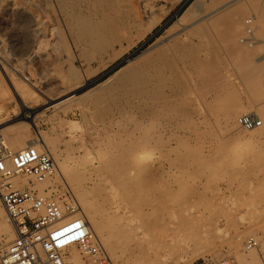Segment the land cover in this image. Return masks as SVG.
<instances>
[{
	"label": "rangeland",
	"instance_id": "374dc122",
	"mask_svg": "<svg viewBox=\"0 0 264 264\" xmlns=\"http://www.w3.org/2000/svg\"><path fill=\"white\" fill-rule=\"evenodd\" d=\"M59 1L65 4L67 8L70 6L66 9H70L69 11H71L77 10V5L80 0H69V2L68 0ZM126 1L130 3V6ZM188 1L189 0L123 1L124 3L121 4V6L123 5L124 8L119 6L118 13L115 11L112 13V11H110V13L107 12V14L108 16L112 15L116 17L119 14L121 15L118 16L120 20L117 19L118 22L123 25L121 27L118 23L120 28L125 29L126 27V42L123 39L120 43L113 44L110 49L108 47L105 50L106 52L103 51L101 53L97 52L95 49H91L88 44L85 43L87 42L86 36L84 38V35L81 34L80 31L77 30V34H75L76 29H74V27L67 30V27L63 24L61 15L58 14V11L56 13L57 4L55 2H58V0H0V76L2 79L0 83V107L4 109L0 113V123L2 125L0 128V130L2 129L0 138L3 137L2 139L5 145L9 146L16 138H21L23 142L37 139L38 136L36 134L39 132V135L47 139L46 145H43L42 148L51 150L53 147L58 154L61 153V155H59V159L61 158V160L66 154H70V157L77 156V159H82L86 151L91 154L92 160H87L86 170L83 171V173L79 172L76 173L77 176L76 174L73 176L76 172V169H74L75 167L73 170H70V175L67 173L68 175L66 178L72 180L69 182L66 181L67 184L63 183L64 180L61 175L58 174V178H56L53 174L50 179L48 178V183L43 186H38L31 178L20 179L22 182L20 186L39 190L48 188L58 197L71 196L74 200H77L70 185L74 183L72 185L73 187L82 185L81 187L87 188L83 189L86 193V197L94 196L93 198L97 201L96 211L101 209L107 210V207H110L108 209L110 218L108 217L107 221L112 228L114 226L113 230L115 229L116 232H118L117 235L114 236L116 247L114 252L115 257H118V259L112 258L111 255L103 252L105 258L103 264H142L144 262L142 258L145 260V257L149 258L148 260H150L149 262L152 264H203L217 262L222 259L233 261L231 264H235L237 257L245 258L249 251L243 247L247 238H253L257 242L256 249L261 254H264V141L262 139V136L264 138V135H262V133H264V124L258 129L256 128L261 134L259 138L262 140L257 138L255 141H252V144L244 146L242 144H237L238 136L241 132L247 130L238 126L236 122L237 118L245 113H251L260 119H264V0L253 2L248 0V3L244 2L245 4H243L245 7L246 4L248 6L249 3L250 5L253 3V6L249 5L250 7L248 6V9H244L246 12L243 14L242 20L240 21V28L242 27L241 33L243 32L241 36L242 39H244V44L242 42L243 46L241 48L243 50L237 52L233 48L231 39L222 42L218 37H214V49L212 50L211 48L212 51L209 50L207 54L204 53L207 56L204 55L206 62L204 61L205 65L203 64L206 66V69L203 65L199 68V70L205 69L206 71L199 72L197 69V73L195 75V72L193 73L194 80L198 75L200 77L198 76L195 81L193 80V86L190 85V92L188 91L185 97L184 95L180 96L182 98L184 97L183 99L178 97L181 99L179 100L177 98L176 102L179 103V107H176L177 112L173 113L167 111L162 118H151L150 122H153V124L150 126H147L150 124V122H148L149 118L145 120L137 119L136 122L143 126L140 131L141 133L137 131L129 132V130L125 129V127L127 128L135 121V119H132L135 118L132 115L130 118L129 116L122 117L121 119L118 118L116 119L117 122H113L114 124L112 123L109 125L107 122L112 119L110 113H106L105 111L102 112L103 107H100V104H98V102H100L98 98H102L103 96V89L101 92V88L100 90L98 89L100 93L96 97L97 99L95 98L98 92L97 89L94 88L98 86L106 76L122 65L124 63V58L136 55L155 35L161 32L165 25L174 19L175 11H180ZM45 2L46 4H44ZM177 2L181 3L171 11L161 24L157 25L152 32L148 34L145 42L137 44V48L132 50L129 55H123L128 50L127 45L130 43V39L131 41H135V36H138L144 30L143 27L147 21L150 20L154 25L164 14L176 5L175 3ZM134 3L136 4L134 5ZM74 4L75 7H73ZM80 4L82 5V3L79 2V5ZM127 5L128 7H126ZM132 6L134 7V11H132ZM125 7L130 10L127 12ZM123 9L126 12H124ZM13 10H16V12ZM23 11L25 14L26 11H28L29 14L27 12L25 15L22 13ZM88 11L89 10L84 9L82 11L83 16L87 15V17H83L86 19L85 21H89L91 26L98 25L99 22L102 21L101 17H104L103 14V16L101 15L102 12L98 11L100 14L97 12L94 16V13L91 14V12ZM114 12L118 15L114 14ZM123 13L126 17H124ZM256 13L263 15L262 21L258 18H254ZM34 14L36 15L34 16ZM92 15L94 17H92ZM127 15H129V17ZM24 16H26L27 19H25L26 17ZM32 18L34 21L37 18L39 20L37 19L35 22H32ZM98 18H100L101 21ZM93 19L95 22L97 20H99V22L94 24V21H92ZM133 19L135 20L132 21ZM28 21L32 22V24L28 23ZM39 21L41 25L37 23ZM259 21H261L262 25H260ZM55 22L56 24H53ZM132 22L133 25L130 24ZM33 23H36L38 27L40 26V32L38 33L39 37L38 34H36V36L35 33H33L34 31L32 28H29L31 25L34 26ZM138 23L140 25H138ZM258 24L261 27H257L259 26ZM43 28H45L46 32L41 31ZM96 28L98 27L96 26ZM30 29L32 34L30 33ZM54 31L63 38V41L62 38L60 41V36L57 35V33H53ZM40 33L45 38L42 37ZM78 33L82 35L79 39L77 38V36H80ZM35 36L37 41H33L36 40ZM57 39L59 41H57ZM32 42L33 45L36 43L37 45L39 44V46L34 49L35 45L33 46ZM60 42H62V44H60ZM38 47L39 51L37 50ZM81 47H83V49ZM80 50L82 51L80 52ZM32 51H34V53ZM83 51L84 53H87V51L90 52L89 55L92 53V59L89 58L86 60L88 62L81 56ZM65 53L67 58H65ZM95 53L97 55L99 54V56L97 57ZM66 59H68V62H65ZM68 64L69 66L71 64L72 67L67 66ZM13 86L14 88L16 87L15 89L18 93L24 94L27 98H30L27 89H29L30 93L38 97V99L41 98V96L47 95H49L47 97L57 99L63 96L69 89L75 97H82H74L75 99L73 98L69 102L55 107L48 105L46 107L41 106V108L38 103L36 104L38 107L35 106L38 110L33 114L30 109H24L21 112L18 110L17 117L22 115V117L27 120L36 117L34 120L35 127L28 133L16 137L12 133L10 134L5 131L6 127L21 121H16L17 117L12 114V108L16 106V102L14 103L15 94L11 89ZM65 87L69 89L67 90ZM87 91L90 92L88 93ZM39 92L43 94L41 95ZM93 98H95V104L97 102L99 109L102 108V110L100 109V115L97 107L96 110L98 111H94L95 106ZM91 101L93 102L92 105L94 109L89 106L92 103ZM79 104L83 105V113L79 110L80 108H78ZM86 106H88L87 108L89 109H86ZM226 113L229 114V122H231L234 127L232 130L233 132L226 128L224 122ZM7 116L8 118L4 119V117L6 118ZM230 118L232 120H230ZM131 119L132 121L130 122ZM235 129L236 132L234 131ZM220 135L222 137L225 136V138H222ZM112 139L115 143L117 141V147ZM136 139H142L141 143L143 142L142 148L135 150L138 157L141 155L142 149L151 151L156 157V160L151 166L152 168L148 170L150 174H143L146 180H143V187L140 186L141 183L137 184L139 183L137 180L131 178L128 180V173H125L126 170L123 168L122 164V151H125L126 148L130 149L131 144L134 143ZM153 139H158L160 141H158L157 145L158 149L160 148V152L154 147L152 143ZM90 141L92 142L90 143ZM48 142H52V144L50 143V145ZM107 143L112 146L114 145V148L116 147L115 153L110 156L113 160L109 159V161L111 160L110 163H112V167H114L112 171L102 172V174L101 165L95 161V156L99 150L108 147ZM229 146L230 148H228ZM259 149H262V153L259 152ZM82 153L83 156L81 155ZM254 153L257 154L255 155ZM52 155L54 156L53 153ZM117 155H119V157ZM250 156L252 157L250 158ZM233 159H235V164L233 163ZM83 161L85 160H82V162ZM116 170L118 172H116ZM75 177L79 178L75 180ZM116 182H127V184L129 182L128 186H130V188H127L132 191L126 190L127 192H123L118 190L115 186ZM134 197H137V199ZM132 213H134L133 215H135L136 219L143 222L146 226L150 225L149 218L150 220H154L151 222V229L146 227V234L138 239L129 233H124L125 231L122 232L120 228L123 224L124 217L129 214L132 215ZM182 213H184V216ZM154 214L157 215V218L159 215L158 221L155 218L156 216H153ZM5 218L6 216H4V220ZM111 218L115 220L113 221ZM261 218L262 220H260ZM258 220H260L259 223L254 226V222ZM155 222H158L157 227H155ZM182 222L184 224H182ZM251 224L253 225L250 226ZM167 226L170 228L168 229ZM174 235L175 238L173 237ZM184 236L190 237L192 240L188 242L191 246L190 251L187 252V254L177 249H175L174 252L172 251L173 253L170 252L172 249L171 245L183 244ZM236 237L239 238L237 240L238 246H235ZM153 241L155 243H153ZM196 242H200V244H202L201 246H204L203 249L208 250H205L200 259L195 258V255H197L199 251L197 247H200L199 245L196 247L194 246ZM117 244L119 245L117 246ZM4 245L5 243L0 239V246L2 247H0L1 252H3ZM121 249L124 251L120 253ZM128 252L134 253L135 255L133 256H135V258L132 254L129 255ZM139 256L140 258L137 259Z\"/></svg>",
	"mask_w": 264,
	"mask_h": 264
},
{
	"label": "bare ground",
	"instance_id": "6f19581e",
	"mask_svg": "<svg viewBox=\"0 0 264 264\" xmlns=\"http://www.w3.org/2000/svg\"><path fill=\"white\" fill-rule=\"evenodd\" d=\"M61 1H63V0H61ZM119 1L120 0H80L79 2L82 3V5L81 4L79 5V2H78V5L79 6L75 3L77 5V10H71V11H69L70 9L69 10H67V9L70 6L67 8L65 6V4H62V2H60L58 0V2H55L57 4L56 5L57 7L56 6L55 7L57 9L56 10V13L58 11V14L61 15L62 20H63V24L65 25V27H67V30H70L71 27H74V29H76L75 34H77L76 32L78 30V31H80L81 34L84 35V38L86 36L87 42H85V43H87L88 46L91 49H95L97 52H101L102 53L108 47L110 49L113 44L120 43L123 39H124V41L126 40V34H127L126 27H125V29L119 27V24L120 23L118 22V19H119L118 16L120 14L118 15V14L115 13V12L118 13L119 6L120 7H123V5L121 6V4H123L124 3L123 1H125V0H123V1L121 0L122 2L121 1L119 2ZM180 1H183V0H180ZM250 1L253 2V1H257V0H250ZM68 2H69V0H68ZM244 2L248 3L249 1L248 0H189L183 6L182 9L180 8L181 9L180 11H175L176 13L174 14V19L171 20L170 22H168V24L165 25V27L162 29L161 32H159L157 35H155L154 38L150 42H148L142 49H140V51L136 55H134L132 57H126V58H124V63L122 65H120L113 72H111L108 76H106V78L98 86H96L95 88L93 87L94 89H97V92H98L97 95L95 96V98L98 96V94L103 89V92H102L103 96H102V98L101 97L98 98V99H100V102H98V104H100L99 105L100 107H103V110H102V108H100L102 110V112L103 111H105L106 113L108 112V113H110V116L112 117V119H110L109 122H107V123H109V125H110L113 122L114 123L117 122L116 119H118V118L121 119L122 117L124 118L126 116L127 117L129 116V118H130V116L132 115L135 118H132V117L131 118L132 119H135V121H133V123L130 126H128L127 128L125 127V129L129 130V132H135V131L140 132L142 130L143 126L140 123H137L136 122L137 119H141V120L144 119L145 120L146 118L147 119L149 118V121L148 122H150V119L151 118H155V119H158L160 117L162 118V116L164 114H166L167 111L173 112V113L174 112H177L176 111V107H179L178 106L179 103L176 102L177 101V98L180 97V96H183V95L185 97L186 93L189 91L190 85L193 86V84H192L193 83V80H194L193 79V73L195 72L194 73V75H195L197 73L196 71L199 70L200 66L203 65V64L205 65V62H206L205 61L206 60L205 56L206 55L204 53L207 54V52H209V50L212 51L214 49L213 48L214 47V44H215V41L213 39L214 37H218V39L221 40L222 42H226L228 39H231L233 48L237 52H241V50H243L241 48H242V46L244 44V42H243L244 39H242V36H241L243 32L241 33V30H242L241 28L242 27L240 28V26H241L240 25V21L242 20L243 14H245V12H246L244 9L247 8L250 5V3H249L248 6L246 4V6L244 7L243 6V4H245ZM40 3H42V2H40ZM179 3H181V2L175 3L176 5H174L172 8L170 7L171 9L166 14H164L161 17V19H159L157 21V23H155L154 25L150 22V20L147 21V23L145 25L143 23H141V24L144 25V27H143L144 30L138 36H135L136 37L135 41H131V39H130V43L129 44L127 43L128 44L127 45L128 46V50L123 55H125V54L126 55H129L132 52V50H134V49L137 48V44H139L140 42H145L146 37L148 36V34H150L152 32V30L157 25L161 24L162 21L171 13V11H173L175 9V7ZM44 4H46V2ZM75 4H74L73 7H75ZM129 4L130 3H128V5ZM135 4L136 3H134V5ZM252 4L253 3H251L250 6H253ZM14 5H15V3H14ZM69 5H71V4H69ZM128 5L126 7H128ZM126 7H125V9H126ZM133 8L134 7L132 6V11H134ZM2 9H4V8H2ZM83 9L84 10H89L91 12V14L94 13V16H95V14L98 11L99 12H102L101 15L102 14L104 15L103 18L101 17L102 21H101L100 18H98V19L101 22H99V20L96 21V22H99L100 25L98 24L99 26L98 25L91 26V24H89V21L88 22L85 21L86 19L83 18V17H85V16L87 17V15H85V16L82 15ZM16 10H13V11L16 12ZM128 10H130V9L129 8L126 9L127 12H128ZM51 11H53V10H51ZM110 11H112V13H113V11H115L114 14H116L118 16L117 17L116 16H112V15L111 16H108L107 12L110 13ZM120 11L123 12L122 10H120ZM126 11L124 10V12H126ZM27 12L28 11H26V14H27ZM22 13H24V11ZM28 14H29V12H28ZM84 14H85V11H84ZM30 15H31V13H30ZM32 15H33V13H32ZM35 15L36 14H34V16ZM94 16L92 15V17H94ZM127 16L129 17V15H127ZM24 17H26V16H24ZM30 17H33V16H30ZM124 17H126L125 14H124ZM49 18H50V16H49ZM254 18H256V19L258 18L261 21L264 19L263 18V15L262 14H259V13L258 14L256 13L255 16H254ZM25 19H27V17ZM37 19H35V21ZM243 19H244V17H243ZM134 20L135 19H133L132 21H134ZM31 21L32 22L34 21L33 18L31 19ZM92 21H94V19ZM261 21H259L260 22V25H262L261 24ZM32 22H29L28 21V23H31V24H32ZM96 22L94 21V24ZM37 23H40V21L37 22ZM134 23H136V22H134ZM31 24H29V25H31ZM53 24H56V22L53 23ZM130 24L133 25V22L130 23ZM39 25H41V23ZM124 25H126V24H124ZM138 25H140V24L138 23ZM260 25L257 26V27H261ZM263 25H264V23H263ZM32 26L33 25H31L29 28H32L33 29V31H34L33 33H35V35L38 34L40 32L39 31L40 26L38 27V25L36 23L34 24L33 27ZM96 26L98 28H96ZM122 26L123 25H121V27ZM128 26L129 25L127 24V27ZM57 27L58 26L56 25V28ZM52 28H49V29H52ZM133 29H134V27H133ZM128 30H130V29H128ZM30 31H31V29H30ZM41 31L44 32L45 31V28H43V30H41ZM43 32H41V33H43ZM28 33H29V31H28ZM30 33L32 34V31ZM30 33H29V35H30ZM41 33H40V35H41ZM47 33L49 34V32H47ZM53 33H57V32L54 31ZM61 34H62V32H61ZM81 34L78 33V35H80V36H77L78 39L81 38V36H82ZM49 35H51V34H49ZM49 35H48V37H49ZM57 35H59V34L57 33ZM71 35H72V33H71ZM36 36H35V39H36ZM41 36L44 37L43 35H41ZM38 37H39V34H38ZM44 38H42V39H44ZM61 38L62 37L60 36V38H59L60 41H61ZM33 41H37V39L36 40H33ZM57 41H59V40L57 39ZM62 41H63V38H62ZM242 42H243V44H242ZM30 44H31V42H30ZM60 44H62V42H60ZM2 45H4V44H2ZM32 45H33V42H32ZM34 45H35L34 49L37 46H39V44L37 45L36 43ZM63 45H64V43H63ZM40 46H41V44H40ZM83 47H81V48L83 49ZM119 47H121V46H119ZM211 48H212V50H211ZM32 49H33V47H32ZM85 49H84V51H85ZM37 50L39 51V47L37 48ZM95 50H93V51H95ZM34 51H32V52L34 53ZM81 51L82 50H80V52ZM84 51H83V53H84ZM89 51H91V50H89ZM83 53H82L81 56H83V58L85 59V61L87 59L91 58V56H92V53L89 55L90 52H88V51H87V53H84V54ZM119 54H121V53H119ZM35 55H36V53H35ZM20 56H24V55H20ZM65 56H66L65 58H67L66 53H65ZM98 56H99V54L97 55V57ZM78 57H79V55H78ZM111 57H114V56H111ZM119 57H121V56H119ZM67 60L68 59H66L65 62H68ZM86 62H88V61H86ZM86 65H87V63H86ZM67 66H69V64ZM69 67H72V65L70 64ZM204 67L206 69V66H204ZM68 69L70 70V68H68ZM200 70H199V72L204 71L202 69H200ZM70 71H72V70H70ZM65 72H66V70H65ZM71 76H73V75H71ZM198 76H197V78H198ZM67 78H69V77H67ZM1 82H2V79H1V76H0V83ZM15 88H14V86L11 87V89L13 90V93L15 94L14 103L16 102V106L14 108H12V114L14 116H16V117L18 116L17 115L18 114V110L21 112L24 109H30V110H32V114H33V113H35L38 110V109H36V107H38V105L40 107L41 106L42 107L43 106L46 107L48 105H50L51 107H55L57 105H60V104L65 103V102H69L70 100H72L75 97V95H73V93L71 91H69L70 89L69 88H66L67 90L68 89L69 90L68 91L64 90V91H66L65 94L63 96L57 98V99H52L50 97H47L49 95L42 97L41 95L43 93H41V92H39V93H41V95H40L41 98L38 99V97H36L33 93H30L29 89H27L28 93L30 94L29 95L30 98L28 97L29 98L28 99L24 94H22L20 92L18 93V91ZM100 88H101V90H100ZM98 89L100 90V92L98 91ZM87 92L89 93L90 91H87ZM36 93H38V92H36ZM38 96H39V94H38ZM81 97L82 96H80V97L78 96V97H75V98H81ZM95 98H93L94 99L93 102H94L95 109H94V107L92 105L93 104L92 101H91L92 103L89 105V106H91V108L94 109V111L96 110V107L99 109V107L97 106V102L95 104ZM180 98L183 99L182 97H180ZM180 98H178V99L181 100ZM96 101H99V100H96ZM36 104H38V105L36 106ZM87 107L88 106H86V109H89ZM78 108H80L79 110H81V112L84 109L83 108V105H81V104L78 105ZM93 109H91V110H93ZM100 109H99V112H100L99 115L101 114V110ZM3 110L4 109L2 107H0V113ZM91 110H90V112H91ZM96 111H98V110H96ZM227 114L228 113H226V117H225V121L224 122L226 124L227 130H229V131L231 130L232 131L234 129V127H233L232 123L229 122V117H228L229 114L228 115ZM82 116H81V118H82ZM230 116H231V114H230ZM233 116H234V114H233ZM35 117H32L31 119L27 120L24 117H22V115H20L19 117L16 118L17 119L16 121H18V120H21V121L20 122H16V123L11 124L10 126L6 127L5 128V131L6 132H9L10 134L12 133L16 137L17 136H20V135H22L24 133H28L32 128L35 127V124H34ZM107 117H109V116H107ZM7 118H8V116L6 118L4 117V119H7ZM132 119L130 120V122L132 121ZM230 120H232V119L230 118ZM140 121H138V122H140ZM152 124H153V122L152 123L150 122V124H148L147 126H150ZM1 127H2V125L0 123V128ZM257 129L256 128H252V129H249L247 131L241 132L240 134L238 133L239 134V136H238L239 138H238V143L237 144L238 145L239 144H242L244 146H247L248 144H252V141H255L261 135ZM262 130H263V128H262ZM1 131H2V129L0 130V133H1ZM234 131L236 132V129ZM261 133H262V131H261ZM83 134H85V133H83ZM36 135L38 136L37 139L30 140V141L28 140V141H25V142H23L21 140V138H16V139L12 138L14 140H13V142H11V144L9 143L10 144L9 146H6L5 145V143H4L3 139H2L3 137L0 138V139H2L4 145L6 146V150L9 153L17 152V151L22 150V149H24L26 147H29V146H32V147L36 148L38 151H41V148L43 147V145H46L47 139H46V137L44 138V136L39 135V132H37ZM262 135H264V133H262ZM223 137L225 138V136H223ZM259 139H261V138H259ZM262 139L264 141L263 136H262ZM108 140H110V139H108ZM88 141H89V139H88ZM141 141H142V139L141 140H137L136 139L134 141V143L131 144L130 149H127L126 148L125 151L124 150L122 151V156H123L122 164H123V168L126 170L125 173L126 172L128 173V176L126 174V176L129 177L128 180H130V178L133 179V180H137L139 183H137V182L136 183L137 184H140L141 183L140 186L143 187V185H142V184H144V181L143 180H145L143 174H146V173H149L150 172V171L148 172V170L152 168L151 166H152L153 162L156 160V157H155V155L151 151H148L147 149H142L141 155L139 157L136 155L135 150L142 148V143L143 142L141 143ZM158 141H159L158 139L157 140H154L153 139V141H152L154 147L157 148L156 150H159L160 149V148L158 149V147H157ZM91 142L92 141H90V143ZM113 142H114V140H113ZM236 142H237V140H236ZM48 143L49 144L50 143L52 144V142H48ZM116 143H117V141H116ZM116 143H115V146H116ZM256 143H257V141H256ZM100 146H102V145H100ZM113 146L108 144V147H106V149L99 150V152L95 156V161H97L101 165V170H102L101 173L102 172L103 173L104 172H110V171L113 170V167L114 166L112 167V163H110L111 160L109 161V159H112L110 156H112L115 153V148L117 147L116 146L114 148ZM102 147H104V146H102ZM127 147H129V146H127ZM242 147H241V149H242ZM73 148H76V147H73ZM228 148H230V146ZM153 149H155V148H153ZM47 150H48V148H47ZM48 151H49V153L51 155H52V153L54 154V156L52 155L53 156V160H54V172H53L54 176L56 178H58V174L61 175L62 176V179L64 180L63 183H66V184H67L66 181H68V182L69 181H72V180H69L68 178H66V176L69 174L70 170H73V168L75 167L74 169H76V172L73 174V176L76 173H79V172H82L83 173V171L86 170V162H87V160L88 161L89 160H92L91 154L88 153L87 151H86V153H84V156H83V153L81 154L83 156L82 159H77L76 158L77 156L76 157H73V156L70 157L69 156L70 154L69 155L66 154L65 157L63 156L64 158L62 160H61V158L59 159V155H61V153L58 154L56 152V150H54L53 147H52L51 150H48ZM261 151H262V149L261 150L259 149V152H261ZM158 152H160V150ZM254 154L256 155L257 153H254ZM117 156L119 157V155H117ZM251 157L252 156H250V158ZM117 159H119V158H117ZM121 159H122V157H121ZM235 159H233V163H234ZM82 160H85V161L82 162ZM251 162H252V159H251ZM236 165H237V163H236ZM87 168H88V166H87ZM116 172H118V171L116 170ZM76 176H77V174H76ZM76 178L77 177H75L74 179L77 180L79 177L77 179ZM19 180H17V182L15 180V182L19 184V182H21V180L20 181ZM75 180H74V182H75ZM119 181H121V180H119ZM46 183H48V179L45 180V181H43V182H35V184H38V186H43ZM76 183H77V181H76ZM73 184H70V185H71V188L73 189V191L75 193V196L77 198V200H75V203H76V206L78 208V213H79L80 218L83 220V222L87 226V229L89 230V232L94 237H96L98 239L99 244H100L103 252L106 253V254L111 255L112 258H116L115 257V252H114V249L116 248L115 247L114 236L117 235L118 232H116L115 229L113 230L114 226L112 228L110 226V224H108V221H107V218L109 217V213H108L109 211H108V209L110 207H107L108 208L107 210L101 209V210L96 211L97 201L93 198L94 196L93 197H86L85 196L86 193H85V191H83V189H87V188L81 187L82 185L81 186L78 185L77 187H73L72 186ZM128 185H129V182H128V184H127V182H121V183L116 182V184H115L116 188L118 190H120V191H123V192L126 191V190H128V191L131 190V189H129L130 186H128ZM127 187H129V188H127ZM90 191H89V193H90ZM146 194H147V191H146ZM134 198L137 199V197H134ZM129 199H131V198H129ZM155 208H157V207H155ZM133 214L134 213H132V215L129 214L128 216H125L124 217L123 224H122V226L120 228L122 229V232L125 231L124 233H129L133 237H136V239H138L139 237H142L143 235L146 234V227L150 228V225H151V222H152L153 219L151 218L152 220H150V218H149L150 225L148 223L149 226H146L143 222H141L140 220L136 219L135 215H133ZM155 214L153 216H156L155 218L157 220L159 218V215H158V218H157V215H155ZM182 215L184 216V213H182ZM4 216H6L7 220H6V218L4 220ZM208 218H209V216H208ZM111 220L114 221L115 219L111 218ZM260 220H262V218ZM260 220L255 221L254 222V226H256L259 223ZM155 224H156L155 227H157L158 222L157 223L155 222ZM182 224H184V223L182 222ZM252 225L253 224H251L250 226H252ZM167 227H168V229L170 228L169 226H167ZM192 229H193V226H192ZM175 233H178V232H175ZM237 233H239V232H237ZM179 234H180V232H179ZM14 237H15V233H14L13 227L9 223L8 217H7L6 213H5V211L0 206V239L3 240V242L5 243L4 246H6L7 244H9L14 239ZM168 237H169V235H168ZM173 237L175 238V235ZM236 238L237 239H236L235 246L236 245L238 246L237 240L239 238L238 237H236ZM183 240H184L183 241V244H179V245H175L174 244V245H171V248L172 249H171L170 252H172V251L174 252V250L177 249V250H180V251H182L184 253L186 252V254H187V252L190 251V247H191L190 244H188V242H190L192 240L190 239V237H187V236H184ZM124 243H125V240H124ZM153 243H155V242L153 241ZM173 243H174V241H173ZM118 245L119 244H117V246ZM197 245H199L200 247H197V250L199 249V251H198L197 255H195L196 257L195 256L194 257L196 259H200L202 257V254H204L205 250H207V249L204 250L203 249L204 246L202 247L201 246L202 244H200V242H196V245H194V246L196 247ZM121 251H122V249L120 250V253H121ZM130 254H132V256L135 255L132 252L129 253V255ZM133 257L135 258V256H133ZM122 258H123V256H122ZM139 258H140V256L137 259H139ZM71 259H72V262L74 264H81V261L79 259V256H78V254L76 252H73L72 253ZM116 259H118V257ZM142 259L144 261V262L142 261L143 262L142 264H152L151 262H149L150 261V260H148L149 258H146L145 257V260H144V258H142ZM142 259H140V260H142ZM231 262H233V261H231ZM235 264H264V254H261L256 248L255 249H252V250H249L245 258L237 257L236 260H235Z\"/></svg>",
	"mask_w": 264,
	"mask_h": 264
},
{
	"label": "built area",
	"instance_id": "2783aa9c",
	"mask_svg": "<svg viewBox=\"0 0 264 264\" xmlns=\"http://www.w3.org/2000/svg\"><path fill=\"white\" fill-rule=\"evenodd\" d=\"M236 122L249 130L261 127L264 119L245 113ZM53 172L54 160L48 150L38 151L29 146L9 153L0 140V206L15 233L14 239L0 252V264H74L73 252L78 254L81 264L105 261L98 239L80 218L71 196L58 197L51 189L39 190L16 183L22 178L43 182ZM243 247L255 249L257 242L247 238ZM203 264H231V261L222 259Z\"/></svg>",
	"mask_w": 264,
	"mask_h": 264
}]
</instances>
